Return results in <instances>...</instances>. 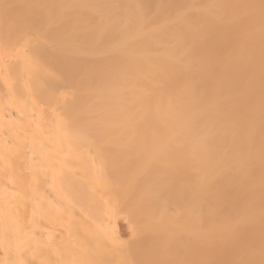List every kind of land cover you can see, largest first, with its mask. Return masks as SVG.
Here are the masks:
<instances>
[{"label": "bare ground", "instance_id": "6f19581e", "mask_svg": "<svg viewBox=\"0 0 264 264\" xmlns=\"http://www.w3.org/2000/svg\"><path fill=\"white\" fill-rule=\"evenodd\" d=\"M119 217L264 264V0H0V264H110Z\"/></svg>", "mask_w": 264, "mask_h": 264}, {"label": "rangeland", "instance_id": "374dc122", "mask_svg": "<svg viewBox=\"0 0 264 264\" xmlns=\"http://www.w3.org/2000/svg\"><path fill=\"white\" fill-rule=\"evenodd\" d=\"M62 211H63V212H62ZM58 213H59V214L56 213L57 215H55V214H54V215H55V216H58V215L61 214V218H62V220H64V222H65V221H66L65 219H66V217H67V216H65V214H66V212H65V208H64V210L59 209V210H58ZM55 216H54V217H55ZM48 218H49V217H48ZM44 219H45V218H44ZM55 219L58 220L59 218L56 217ZM122 219H124V218L119 217V219H118V220H119V221H118V226H119V229H120V231H121V234H122V236L125 238V242H126V244L129 246V248H130L129 250H130V251H131V249L134 250V247H135L136 250H134L133 252H131V253L133 254L134 257H133V256L130 257V258H131V261H130V263H129V262L126 261V260H128L129 256L132 255V254L130 253V251H128V252L130 253V255L128 256L127 250L124 249V247L126 246L125 244H123V245H122L121 247H119L118 249H116V248L114 249V248H113V250H111V253L113 252L112 254H115V255L111 256L112 254L110 253V258H108V259H111V260H112V261H109L110 264H120V262L122 263V261L118 258L119 256H122V255H121V254H120L119 256L116 255V252L118 253L119 250H120V252H122V253H123V252L126 253V254L123 253V257H127V258H123V257H120V258H121L122 260L124 259V261H126L127 264H150L151 262L149 263V261H150V260L152 261L153 258H154V256H155L156 254H158V256H156V257L154 258V260H155V262H153L154 264H156V263H159V264H170V263L167 261V259H170L171 257H172L171 260L173 259L172 262H173V261H176V262H174L173 264H185V263L187 264L188 261H187V258H186V261H185V256H186V255L184 256V252L182 251V249H179V248H174V249H173V248H166V249H165V248H164L165 250L162 249V252H165V251H166V253H162V254H160V253L157 251V249H153L152 247H150L151 245L149 246V245L145 244V240L143 239V237H142V238H141L140 236L138 237L137 234H134V235H133V233L130 232L129 227L127 228L128 224H127V222L125 221V219H124V220H122ZM50 220H51V219H50ZM50 220L48 219L49 223H48V222L43 223V220H41V226H43L44 230L46 229V230H45V234H44V236L46 235L47 237H50V238H49V239H50L49 242H47L48 239H46V238L44 237V239H46L45 241L48 243V245H46V247H47V246L50 247V245H55V244H56V242H54V240H53V239L55 238L54 236H55V235H61L60 233H62V232L59 231L60 229H59L58 227H62V228H64V227H63L64 225H62V223H60L59 226H58V224L54 223V221H53V219H52V222H51V223H52L53 225H57V226H58V227L55 226V227L53 228V225L50 223ZM59 220H61V219H59ZM44 221H45V220H44ZM67 221H68V220H67ZM124 221H125V222H124ZM58 222H59V221H57V223H58ZM47 223L50 224V225H47ZM67 223H68V222H67ZM126 224H127V225H126ZM46 226H47V227H46ZM49 226H50V227H49ZM67 226H68V224H67ZM57 228L59 229V230L57 231L58 233L60 232L59 234H57V233L54 231V229L57 230ZM67 228H68V227H67ZM67 228H65V230H64V229H63V230L66 232V231L68 230ZM52 230H53V231H52ZM61 230H62V229H61ZM46 231H47V232H46ZM49 231H52V233H51V232L49 233ZM69 231H70V230H68V233H66L67 236L69 235ZM65 232H64L63 234H65ZM55 233H56V234H55ZM48 234H50V235H48ZM54 234H55V235H54ZM51 235L54 237L53 239H51V238H52ZM63 236H64V235H63ZM63 236H61V237L63 238V240L66 239V241H68L67 239H69V237H68V238H65V237H63ZM67 236H66V237H67ZM61 237L59 236L58 238H61ZM130 237H132V238H130ZM40 238H42V240H43V235H41ZM64 238H65V239H64ZM137 238H139V241L137 240ZM39 240H41V239H39ZM39 240H38V242L41 244V241H42V240H41V241H39ZM63 240L61 239V240L59 241L60 244L57 243L58 246H60L61 244H62V245H61V247H58V246H57V247H58L57 250H53V253H50L52 250H51V249H48V247H47L46 249L43 248V247H41V246L38 247V246L40 245L38 242H37V249H38V250H39L40 248L45 249V250L47 251L46 253L49 255L48 257H50L49 260H50V261H53V260H54V263H52V264H55V263L57 264V262H56V260H55V259H57V258H58V259H57V260H58V264H63V263H61L62 261H63V262L66 261L65 263H68L69 261H71V259L68 261L67 258H68V255L71 257V255H70L71 253H67V252H66V251H69V249H67L68 247L64 246V244H68V243H64ZM128 240H129V242H128ZM131 240H133V241L131 242ZM134 240H135V241H134ZM43 241H44V240H43ZM43 241H42V243H44ZM51 241H53V243H55V244H51V243H52ZM55 241H57L56 238H55ZM66 241H65V242H66ZM137 241H138V243L140 242V243H139L140 245L137 243ZM46 242H45V243H46ZM69 242H70V240H69ZM130 242H131L132 244H131ZM134 242H136L137 244H136V243L134 244ZM146 242H147V241H146ZM47 243H46V244H47ZM49 243H50V244H49ZM129 243H130V244H129ZM149 243H150V242H149ZM133 244H134V246H131V245H133ZM69 245H70V244H69ZM69 245H68V246H69ZM124 245H125V246H124ZM43 246H45V244H43ZM63 246H64L65 249H61V248H63ZM53 247H54V249H56V248H55L56 246H51V248H53ZM70 247H71V246H70ZM70 247H69V248H70ZM122 247H123V248H122ZM132 247H133V248H132ZM137 247H139V248H137ZM144 247H145L148 251H153V250L155 251V250H156V251H155L156 253H154V255H152L153 253L151 254V252H150V254H151V255L149 254V256H151V257H150V260H147V257H148V256L146 255L147 253H145L146 251L144 252L145 255H144V254L141 255V253H142ZM125 248H126V247H125ZM59 249H61V251H60ZM152 249H153V250H152ZM167 249H170V250H171V254L167 252V251H168ZM48 250H50V251H48ZM62 250H63L64 252H63ZM65 250H66V251H65ZM125 250H126V251H125ZM140 250H142V251L140 252ZM163 250H164V251H163ZM39 251H40V250H39ZM39 251H38V252H39ZM137 251H138V252H137ZM154 251H153V252H154ZM58 252H59V254H58ZM69 252H71V249H70ZM136 252H137V253H136ZM169 252H170V251H169ZM172 252H175L176 256H175ZM139 253H140V254H139ZM39 254H41V252H39ZM47 254H46V255H47ZM138 254H139V255H138ZM41 255H42L43 257H47V256H44V253L41 254ZM50 255H52V256H50ZM61 255H62V256H61ZM124 255H125V256H124ZM135 255H136V256H135ZM163 255H164V256H163ZM170 255H171V257L168 258V256H170ZM53 256H54V257L56 256V257L54 258ZM114 256H117V257H114ZM144 256H145V257L147 256V257L145 258ZM162 256H163V258H162ZM173 256H174V257H173ZM51 257L54 258V259L52 260ZM139 257H143L142 259H144V260H143V261H142V260L140 261L141 258H139ZM98 258H99V260H100V263H102V262H101V261H102V258H100V257L98 256L96 259L98 260ZM114 258H115V259H114ZM133 258H134V259H133ZM138 258H139V263H138ZM94 259H95V257H94ZM94 259H92V260H94ZM125 259H126V260H125ZM148 259H149V257H148ZM156 259H157V260H156ZM164 259H165V260H164ZM99 260H98V261H99ZM116 260H119L120 262H119V261H116ZM162 260H164V261H162ZM67 261H68V262H67ZM98 261L95 260V262H97V264H98ZM104 261H106V260H104ZM113 261H114V263H111V262H113ZM156 261H158V262H156ZM48 262H49V261H48ZM89 262H90V261H89ZM106 262H107V261H106ZM106 262H104L103 264H109V263H106ZM117 262H119V263H117ZM167 262H168V263H167ZM172 262H171V263H172ZM65 263H64V264H65ZM93 263H94V262H93ZM100 263H99V264H100ZM189 263H190V262H189ZM194 263H196V262H194ZM46 264H48V263H46ZM90 264H92V263H90ZM95 264H96V263H95ZM151 264H152V263H151ZM190 264H191V263H190ZM192 264H193V263H192ZM196 264H197V263H196Z\"/></svg>", "mask_w": 264, "mask_h": 264}]
</instances>
